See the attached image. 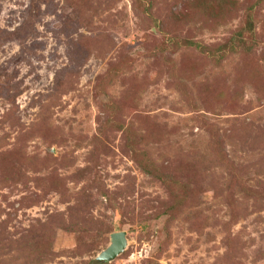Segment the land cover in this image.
Wrapping results in <instances>:
<instances>
[{"label":"rangeland","instance_id":"obj_1","mask_svg":"<svg viewBox=\"0 0 264 264\" xmlns=\"http://www.w3.org/2000/svg\"><path fill=\"white\" fill-rule=\"evenodd\" d=\"M119 232L102 264H264V0H0V264Z\"/></svg>","mask_w":264,"mask_h":264},{"label":"water","instance_id":"obj_2","mask_svg":"<svg viewBox=\"0 0 264 264\" xmlns=\"http://www.w3.org/2000/svg\"><path fill=\"white\" fill-rule=\"evenodd\" d=\"M128 247L126 232H119L111 236V244L108 249L100 254L97 259L99 263L112 262L122 255Z\"/></svg>","mask_w":264,"mask_h":264},{"label":"trees","instance_id":"obj_3","mask_svg":"<svg viewBox=\"0 0 264 264\" xmlns=\"http://www.w3.org/2000/svg\"><path fill=\"white\" fill-rule=\"evenodd\" d=\"M250 31H251V30H250ZM244 46H246V44H245V40H244V38H242V36H239L237 42H236L235 44H233L232 49L235 48V47H244ZM221 51H222V50H221ZM205 52L210 53V51H205ZM147 165H148V164L141 165V166H142V168H145V170L147 171V173H150V172H148L149 170H148V168H147ZM96 264H101V263L98 262V263H96Z\"/></svg>","mask_w":264,"mask_h":264}]
</instances>
